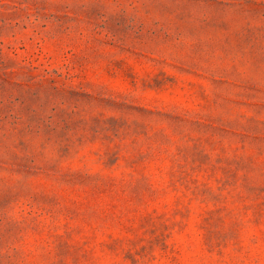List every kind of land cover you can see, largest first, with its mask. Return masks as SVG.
Wrapping results in <instances>:
<instances>
[{
	"label": "rangeland",
	"instance_id": "374dc122",
	"mask_svg": "<svg viewBox=\"0 0 264 264\" xmlns=\"http://www.w3.org/2000/svg\"><path fill=\"white\" fill-rule=\"evenodd\" d=\"M0 264H264V0H0Z\"/></svg>",
	"mask_w": 264,
	"mask_h": 264
}]
</instances>
